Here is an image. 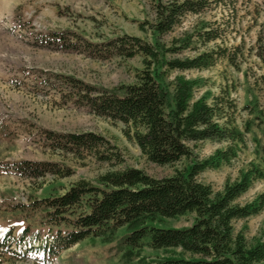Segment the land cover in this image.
<instances>
[{
	"label": "trees",
	"instance_id": "trees-1",
	"mask_svg": "<svg viewBox=\"0 0 264 264\" xmlns=\"http://www.w3.org/2000/svg\"><path fill=\"white\" fill-rule=\"evenodd\" d=\"M150 1L154 19L139 26L150 35L149 40L123 34L91 42L71 33L76 42L68 46L64 33H53L51 39V44L68 47L81 41L84 50L80 53L92 59L139 57L142 69L136 72L135 83L107 90L73 77L54 75L51 87L59 84L65 88L74 107L123 124L124 136L148 162L165 166L186 160V164L172 176L161 179L136 168L109 171L99 176L95 184L80 180L60 195L34 202L33 205L42 206L48 224L54 227L45 234V246H37L35 250L41 255H55L85 240L110 242L124 228L116 246L126 255L144 247L180 251L177 257L163 258L154 264H264V238L248 239L245 226L235 228L236 222L256 216L264 209V190L251 201L239 202L255 182L264 183V145L254 140V155L259 163L249 164L235 180H226L220 191L197 179L201 173L216 170L236 158L238 145H244L252 123L264 130V107L257 95L249 92L241 111L252 120L241 128L234 118L237 106L228 93L196 98L199 79L172 76L210 69L219 60L237 67L236 58L242 57L239 45L233 48V53L220 46L199 49L224 39L223 30L214 27V21L201 19L202 15L209 11L222 15L227 9L231 18L227 16L225 24L233 22L236 0ZM188 17L197 18L191 31L165 41ZM252 50L263 68L256 84L264 89V30L257 33ZM187 51L194 54L177 57ZM203 141H227L230 145L199 159L193 149ZM45 142L52 152L77 159L92 157L100 163L122 162L117 148L94 132L46 131ZM10 171L25 179L47 174L64 178L72 173L61 171L56 163L26 160L11 163L7 172ZM186 214L194 215L187 227L160 226L164 219ZM28 233V229H22L18 239L25 241ZM30 237L29 244L41 245L40 232L35 231Z\"/></svg>",
	"mask_w": 264,
	"mask_h": 264
},
{
	"label": "rangeland",
	"instance_id": "rangeland-1",
	"mask_svg": "<svg viewBox=\"0 0 264 264\" xmlns=\"http://www.w3.org/2000/svg\"><path fill=\"white\" fill-rule=\"evenodd\" d=\"M225 11L222 15L219 11L202 15L201 19L214 21V27L223 30L224 39L199 49L220 46L226 48L227 53H233V48L239 45L242 57L237 56V67L219 60L210 69L172 73V76L199 79L196 98L203 94H209L211 98L228 93L237 106L235 123L242 128L244 123L252 120L241 111L249 92L255 93L264 107V89L256 84L263 68L252 50L257 33L264 30V0H251L250 3L236 0L234 20L228 24L225 22L230 13L227 9ZM153 19L150 0H0V264H154L163 258L177 257L180 253L179 250L144 247L126 255L116 246L125 232L124 228L119 229L110 242L85 240L55 255H41L35 250L37 246H45V234L54 227L48 224L42 206L33 205L34 202L60 195L80 180L95 184L99 176L109 171L136 168L152 178L161 179L172 176L175 170L186 164V160L165 166L148 162L138 147L124 136L123 124L74 107L68 101L65 88L59 84L51 87L56 79L54 75L73 77L107 90L135 83L136 72L142 69L139 57L129 60L92 59L80 53L84 50L81 41V44L68 47L76 42L71 33L91 42L123 34L149 40L150 35L139 26ZM196 20V17H188L165 41L191 31ZM53 33H64L69 45L51 44ZM193 54L187 51L177 57ZM46 131L99 134L117 148L122 162L100 163L92 157L77 159L69 154L52 152L46 146ZM245 140L243 146L238 145L236 158L216 170L201 173L198 181L220 191L226 180L233 181L249 164H258L254 140L264 145V130L259 124L252 123ZM229 145L227 141H203L197 143L193 151L203 159ZM23 160L56 163L61 171L72 173L64 178L47 174L25 179L12 171L7 172L11 163ZM263 190L264 183L257 181L239 202L251 201ZM193 218V214H186L164 219L160 226L187 227ZM241 226L246 227L248 239L264 238V209L256 216L235 223L237 230ZM24 228L30 233L22 241L18 237ZM35 231L42 235L41 245L29 244L31 233Z\"/></svg>",
	"mask_w": 264,
	"mask_h": 264
}]
</instances>
